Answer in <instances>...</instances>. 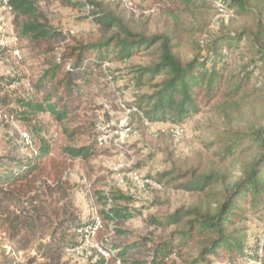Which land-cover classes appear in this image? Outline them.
I'll use <instances>...</instances> for the list:
<instances>
[{
	"label": "rangeland",
	"instance_id": "obj_1",
	"mask_svg": "<svg viewBox=\"0 0 264 264\" xmlns=\"http://www.w3.org/2000/svg\"><path fill=\"white\" fill-rule=\"evenodd\" d=\"M95 1L127 28L146 36L167 38L182 62L191 59L195 51L205 54V48L215 38L227 36L232 31L245 35L242 31L245 25L250 30L255 28L253 21L216 10L207 0L188 3L179 0L169 3L160 0ZM33 2L59 36L40 43L20 36L16 25L25 17L17 20L12 9L0 0V84L3 87L0 98L40 100L50 84L38 91L33 83L47 67V62L64 53L67 45L97 41L118 31L115 27L105 28L87 11L67 6L60 0ZM161 41L157 40L130 58L110 60L103 68H88L84 80L77 82L81 89L79 109L68 120L59 121L47 110L37 112L26 123L9 111L15 108L13 103L0 104V162L3 166H14L8 159L10 156L26 160L36 156L41 145L48 146L47 154L39 157L43 165L44 193L35 198L36 202L23 199L17 206L10 205L13 214L27 221L37 216L34 205H38L41 217L31 230L22 229L18 234L11 233L8 225L0 220V264L42 262V258L30 261L28 257L34 255L33 248L50 231L44 214L57 217L64 209L82 221L95 220L97 212L114 205L127 207L133 216L113 223L107 221V225L99 226L94 233L90 231L88 237L79 229L89 225L72 229L79 242L73 248L66 246L61 250L59 264H98L96 260L103 255L98 243L104 237L111 246L142 237H147V245L152 244L173 231L184 229L188 218L167 226L155 220L165 219L179 208L213 212L220 191L237 182L257 157L256 145L250 149H245L247 145L239 146L230 156L223 151L228 132L246 138L264 126V69L253 54L255 48L252 49L246 39L234 42L229 67L237 71L258 61L255 64L262 72L248 74L244 81L233 75L235 82L244 84L236 97L217 98L202 105L180 122L183 135L177 139L171 132L175 123L148 121L144 109L135 101L138 95L152 92L150 86L157 81L151 83L143 78L138 83L137 69L152 65L159 58ZM83 146L88 147V154L84 156H73L66 151L67 147ZM259 166L264 167V162ZM209 171L218 174V184L204 191L181 187L190 178ZM177 173H180L177 179L169 177ZM117 193L128 199L111 200L110 197ZM4 213L6 211L1 210V214ZM108 225L110 229L115 226L114 230L107 228ZM226 231L242 239L244 249L253 253L260 238L264 240V216L249 211ZM198 250L199 245L191 243L181 250L182 256H175L170 262L190 264L189 260L197 256ZM257 253V259L251 264H264V241L261 252L258 249ZM103 256L110 258L111 253ZM107 264L121 263L109 261ZM206 264L229 262L209 257Z\"/></svg>",
	"mask_w": 264,
	"mask_h": 264
},
{
	"label": "trees",
	"instance_id": "obj_2",
	"mask_svg": "<svg viewBox=\"0 0 264 264\" xmlns=\"http://www.w3.org/2000/svg\"><path fill=\"white\" fill-rule=\"evenodd\" d=\"M60 1L67 6L87 11L100 25L109 29L115 27L118 31L97 41L67 45L64 53L47 62V67L33 83V87L38 91H42L46 84H50L49 90L44 92L40 100L32 97H15L11 100L0 98V104L4 106L13 103L15 108H10L9 111L26 123L30 122L37 112L47 110L59 121L68 120L70 115L79 109L81 89L77 82L84 80L88 68H103L105 62L115 58H130L137 51L149 48L159 39H162L159 58L152 65L139 66L137 69L138 83H141L143 78L151 83L157 79L150 86L152 92L140 94L135 99L144 109L150 122L170 121L175 123L174 127H181L180 122L196 113L202 105L209 104L217 98L236 97L244 86L242 81L248 74L259 75L262 72L255 64L258 61L244 69L230 70L228 59L233 50L232 45L236 41L248 40L251 48H255L253 54L259 58L260 67L264 69V0H207L216 10L222 9L253 21L255 28L250 30L245 25L242 28L245 35L232 31L227 36L215 38L205 48V54L195 51L192 58L185 62L172 51L167 38H160L158 35L146 36L127 28L119 18L106 12L95 0ZM160 1L169 3L177 0ZM179 1L188 3L193 0ZM8 3L17 20L25 17L24 21H18L16 25L20 36L38 43L59 36L37 11L33 0H9ZM233 75L242 78V81L235 82ZM2 90L0 84V92ZM245 137L236 132H228L225 136L224 153L230 156L239 146L247 145L248 148L245 149H250L256 145L259 154L237 182L220 191L213 212L210 209L201 212L196 208L187 210L179 208L167 218L155 220L159 225L167 226L188 218L184 229L173 231L165 238L148 245L145 242L147 237L113 246L108 238L104 237L98 245L109 255L111 253V256L105 258L101 255L96 260L97 263L107 264L110 261L121 264H172L170 260L175 256H182L181 250L191 243L199 245V250L197 256L189 260L190 264H206L209 257L217 261L226 260L229 264L255 262L259 245H256L253 253H249L244 249L242 239L234 236L233 232L226 231L228 226L241 221L249 211L264 216V167L259 166L260 162H264V126ZM66 151L73 156H84L88 154V147H67ZM47 152L48 146L41 145L37 155L26 160L10 156L8 159L14 163L13 167L3 166L4 164L0 162V166H3L0 169V220L8 225L11 233L18 234L22 229L31 230L41 217V208L38 205H34L36 218H29V221L13 214L10 205L17 206L23 199L36 202L35 198L44 193L45 183L41 178L43 165L39 157ZM179 174L169 177L177 179ZM219 179L217 173L209 171L190 178L181 187L204 191L218 184ZM110 198L115 201L128 199L118 193ZM1 210L6 213L1 214ZM2 216L6 218L2 219ZM44 216L51 226L50 231L33 248L34 255L28 257L30 261L42 258V262L38 264H59L62 258L61 250L66 246L73 248L79 242L72 229L74 231L83 225L90 226L94 222L92 218L82 221L80 217L66 209L57 217L45 214ZM132 216V212L125 206L114 205L97 212L101 227L107 225L105 224L107 221L113 223ZM107 228L110 229L109 225ZM114 228L111 227L110 230Z\"/></svg>",
	"mask_w": 264,
	"mask_h": 264
},
{
	"label": "built area",
	"instance_id": "obj_3",
	"mask_svg": "<svg viewBox=\"0 0 264 264\" xmlns=\"http://www.w3.org/2000/svg\"><path fill=\"white\" fill-rule=\"evenodd\" d=\"M8 2H9V0H3L4 5H5V6H8V7L10 8ZM107 64H108V63L105 62L104 66L107 65ZM126 130H127V129H126ZM171 132H172V135H173L175 138H177V139H178V138H181L182 135H183V129H182V127H180V126L173 127L172 130H171ZM99 226H100V220L96 217L95 220H94V223H93L92 225L87 226V227H84V228H80L79 231L84 230V232L86 233V234H85V237H88V234L90 233V231H92L91 233H94V231H95ZM263 241H264L263 238H260V240H259V251H260V252H261V250H262ZM95 246L98 247L97 244H96ZM98 249H99V251H100L101 254H103V255H105V256H108V255H109L106 251H104V250L101 249L100 247H98Z\"/></svg>",
	"mask_w": 264,
	"mask_h": 264
}]
</instances>
